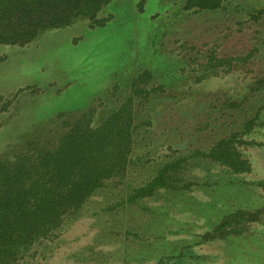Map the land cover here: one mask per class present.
<instances>
[{
	"label": "trees",
	"instance_id": "1",
	"mask_svg": "<svg viewBox=\"0 0 264 264\" xmlns=\"http://www.w3.org/2000/svg\"><path fill=\"white\" fill-rule=\"evenodd\" d=\"M114 1L0 0V45L25 47L47 31L79 21L90 28L105 26L114 15L101 13ZM148 1L139 0L140 12ZM173 8L177 21L222 13L230 15L238 31L253 26L264 31V0H179ZM191 49L182 54L181 75L196 83L242 69L260 52L259 46L229 56L214 46ZM155 79L145 67L130 73L124 86L115 80L103 98L84 109L57 112L0 153V264H39L35 259L41 248L56 242L67 224L102 195L113 198L111 208L124 212V230L117 236L137 245L138 260L178 264L201 256L189 253L191 248L220 242L234 249L241 263L261 264L264 241L254 230L264 234L259 230L264 202L253 205L245 194L249 186L264 189V179L241 176L254 169L245 149L264 146L255 136L264 131V76H254L238 96L215 95L208 101L227 116L221 132L205 122L196 129L201 133L197 144L185 149L156 136L157 104L178 94ZM27 89L36 91L28 86L0 96V130L3 113L16 109L19 94ZM201 190L209 198L199 204L204 224L198 231L195 219H189L198 206L189 197ZM151 201L163 206L153 208ZM150 244L161 248L150 253L145 250Z\"/></svg>",
	"mask_w": 264,
	"mask_h": 264
},
{
	"label": "rangeland",
	"instance_id": "2",
	"mask_svg": "<svg viewBox=\"0 0 264 264\" xmlns=\"http://www.w3.org/2000/svg\"><path fill=\"white\" fill-rule=\"evenodd\" d=\"M177 1L150 0L140 12L139 0H118L101 13L114 15L105 26L90 28L87 22L79 21L47 31L25 47L0 45V96H10L28 86L36 89L20 93L16 109L3 113L0 153L23 133L45 123L57 112L86 108L98 97L103 98L115 80L124 86L130 73L145 67L153 70L156 83H165L167 90L175 89L178 94L177 99L166 96L157 104L161 111L154 119V128L162 142L168 140L182 149L192 144L194 147L197 137L201 136L196 129L208 121L221 132L218 128H222L227 116H221L219 109L208 105V101L215 95L238 96L254 76H264V31H257L256 26L238 31L230 15L222 13L205 12L177 21L173 18ZM160 33L163 36L158 41ZM192 45L204 50L214 46L224 56L247 53L253 46H259L260 52L242 69L196 83L193 77L181 75L182 54L194 51ZM255 136L264 140V131ZM245 152L254 169L241 178L264 179V146L248 147ZM247 188L250 189L246 190V198L253 205L264 202V189ZM207 198L202 190L189 197V202L198 206L189 217L195 219L198 231L203 227L204 218L197 210ZM159 202L151 201V205L157 209L163 206ZM171 203L174 202L168 205ZM111 205H114L113 198L94 197L85 213L67 224L56 242L41 248L35 261L39 264H151L152 259L144 262L139 256V260L135 258L136 244L118 239V232L124 230V212ZM185 207H189L188 204ZM180 217L185 224L183 216ZM260 229L264 230V226H259ZM159 230L163 232L161 227ZM254 231L264 241V234ZM159 248L161 245L150 244L145 250L151 253ZM194 252L201 256L180 260L178 264H249L248 261L241 263L242 260L234 256V249L230 251L220 242L189 250L191 254ZM261 261L264 264V258Z\"/></svg>",
	"mask_w": 264,
	"mask_h": 264
}]
</instances>
